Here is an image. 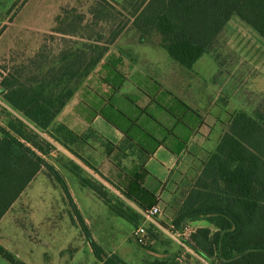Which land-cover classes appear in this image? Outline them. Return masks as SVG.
<instances>
[{
    "label": "rangeland",
    "instance_id": "rangeland-1",
    "mask_svg": "<svg viewBox=\"0 0 264 264\" xmlns=\"http://www.w3.org/2000/svg\"><path fill=\"white\" fill-rule=\"evenodd\" d=\"M133 1L0 0L1 68L27 64L41 50L42 38H49L48 33L55 26L57 16L60 17V22L57 21L60 28H64L74 12L71 8L82 13L80 18H89L93 14L101 19V26L95 29L101 28L106 33L101 35L102 42H109L114 29L121 28L119 36L107 45L111 52L104 60L108 64L99 66V71L94 73L98 78L93 77L80 91L76 97L80 103L76 108L85 109L92 118L96 115V122L105 119L123 135L122 144L112 147L92 131L75 137L57 129L56 125L40 129L5 103L1 96L0 126L17 135L16 126L22 136L33 135L40 142L42 150H36L37 153L64 176L94 239L107 253L117 254L126 264H151L154 261L160 264H212L216 258L207 260L186 244L196 227L214 229L206 218L186 223L180 230L173 231L168 224L175 204L169 203L170 208L162 210L164 217L157 215L160 218L158 225L145 221L142 214L119 195L116 173L123 174L124 164L129 165L135 155L131 153L134 147L127 137H136L139 144L151 143L146 136L154 129L146 126L147 121H158L164 128L167 127L165 118L173 122L172 131L175 128L179 132H189L204 120L206 125H215L210 141L216 144L219 128L228 121L230 114L239 110L249 114L264 110V38L234 15L211 49L191 69H186L169 58L159 44V35L152 34L147 42L138 41L135 29L128 25V11L123 9ZM53 37L43 44L48 59L58 52L59 43L68 42L57 35ZM116 58L124 59L125 63ZM128 63V66H122ZM124 71L129 82L117 93L116 87ZM111 73L112 81L107 80ZM99 77L110 82L109 87L102 86ZM186 82L190 83L188 89ZM101 132L103 135L106 131L101 128ZM201 132L198 131L197 137ZM105 135L110 138L109 133ZM148 145L144 149L147 150ZM140 155L136 154V157L140 159ZM81 178L104 184L113 205L122 207L130 216L120 217L91 189L83 186ZM187 182L184 179L180 188ZM4 209L0 217V245L16 259L25 264H102L94 257L75 224L61 189L47 176L43 166L38 167L36 174ZM139 225L145 228L142 241L134 232ZM0 264L10 263L0 257Z\"/></svg>",
    "mask_w": 264,
    "mask_h": 264
},
{
    "label": "trees",
    "instance_id": "trees-1",
    "mask_svg": "<svg viewBox=\"0 0 264 264\" xmlns=\"http://www.w3.org/2000/svg\"><path fill=\"white\" fill-rule=\"evenodd\" d=\"M71 9L74 12L65 22V26L70 27L60 28L57 16L52 32L75 35L82 40L64 43L51 59L44 54L46 47L42 45L27 64L0 67L2 99L43 130L53 125L79 85L101 62L108 43L120 34L119 27L114 29L109 42H102L101 35L105 32L95 29L101 26V19L93 14L80 18L82 13ZM123 9L128 11V25L135 29L140 43L147 42L152 34L159 35V44L169 58L187 69L211 49L234 15L264 38V0H135ZM76 24L78 28L74 27ZM53 35L49 38H54ZM65 39L62 37V41ZM107 64L108 61L103 65ZM55 127L75 137L81 136L64 125ZM14 130L19 136L0 126L3 133L0 140V217L38 167L43 166L47 176L61 189L72 218L94 257L102 264H126L118 255L107 254L94 239L64 176L37 153L36 150H42L40 142L33 135L22 136L16 126ZM146 173L140 166L129 177L127 185L118 186L122 199L141 210L158 203L154 193L142 186ZM81 183L120 217L130 216L122 207L113 205L104 184L85 178H81ZM187 183L173 196L174 213L168 224L171 230L178 231L186 223L206 218L214 229L202 226L192 230L186 244L193 251L207 260L216 258L212 264H264V110H257L255 114L239 110L231 114L216 148L201 160L197 174ZM134 214L140 218L135 211ZM0 257L10 264H25L2 245Z\"/></svg>",
    "mask_w": 264,
    "mask_h": 264
},
{
    "label": "crops",
    "instance_id": "crops-1",
    "mask_svg": "<svg viewBox=\"0 0 264 264\" xmlns=\"http://www.w3.org/2000/svg\"><path fill=\"white\" fill-rule=\"evenodd\" d=\"M52 29L50 30L48 35L54 34L57 35L58 37H64L68 39L67 41L82 40V38L77 37L75 35H63V34L54 33L52 32ZM46 42H49V40L44 36L42 38L41 43L45 44ZM58 46L61 48L60 43L58 44ZM108 50L109 48L107 49L106 52L107 54L105 53L101 62L83 80V82L79 85V87L74 92L72 97L67 101L64 107L61 109V111L57 114V116L54 119L53 125H59V124L64 125L69 130L73 131L75 134L83 135V136L87 135L92 131L95 132V134L98 135L99 138H103L104 140L119 146L120 144H122L121 141L123 140L122 139L123 135L118 130L112 128L111 125L108 124V122L105 119H102L101 120L102 122L101 121L96 122L98 120L96 119V115H94L95 117L92 118L89 114H87L85 109L76 108L77 105H79L80 103L79 98H76L77 96L80 95L81 93L80 91H83V89L86 88V83L89 82L93 77L98 78L97 76H94V73H97V71H99V66L105 67L103 64L106 62V60L104 59L107 55H109L108 53L111 52V50L109 51ZM118 60L119 58H116V61ZM120 60L121 62H123V64L125 63L124 59H120ZM129 64L130 63L122 66L125 67L128 66ZM125 72L126 71H124L123 74L121 75L120 82L116 87L118 91L117 93H119V90L124 89L126 83L129 82L128 75H126ZM99 78L100 80H102L101 84H103L102 86L105 85L104 86L105 88L109 87L110 85V82H108L107 80L109 79L112 81L114 79L112 77V73L107 78V80H104L102 77ZM185 85L187 89L190 87L187 86L190 85V83L188 82H186ZM209 102L210 101H208V104ZM229 120L230 118L228 119V121L221 124V127L219 128V131L217 133L218 141ZM164 123L166 124L167 127L163 128L162 126L164 124L162 125L158 121L150 120L146 122V126H150L156 132L154 133L153 131V133H150L148 134V136H146L151 142L149 143V145L147 143L139 144L138 142L135 141L136 137L135 138L127 137L128 143L132 144V146L134 147L131 153L135 155L131 160H129L130 161L129 165H126V163L124 164L126 168L123 174H121V172L116 173V176L119 180L118 186L122 188L128 184L129 177L134 172H136L140 168V166L143 167L147 173L146 175H144L142 186L148 191L154 193L158 202L156 205H158L161 213V215L159 214V216L162 217H164V213L162 214L163 208L164 207L165 209L170 208L169 203H172L174 194L181 189L180 188L181 182H183L184 179L190 180L197 174L201 166V160H203L208 155L209 152H212L216 148L218 143L216 142V144H214L210 141L212 139L211 134L215 125L213 126L210 123H208L210 125H206L204 120L200 123V125H198L199 127L197 126L194 129H191L189 132H184V131L179 132L176 131L175 128H173L172 131L173 122L167 121V119L165 118H164ZM160 125L162 126L160 127ZM99 127H101L103 130L106 131L105 134L109 133L110 138L105 137L106 136L105 134L102 135L101 128L99 129ZM163 129H165V131H162ZM199 130H202L203 132H201L200 137H197V133ZM145 145H148L147 150L144 149ZM141 153L144 154L142 157L140 155ZM136 154H139L141 158L138 159V157H136ZM117 168L118 167H116V169ZM125 202L126 204H129L137 211L140 210V208H138L137 205H135L134 203L130 201H125ZM171 210L173 214L174 211L173 209ZM159 216L155 217L154 224L158 225L157 222H159L158 220L160 219L158 218ZM198 227H202V226H198ZM107 254L112 255V253H107Z\"/></svg>",
    "mask_w": 264,
    "mask_h": 264
},
{
    "label": "built area",
    "instance_id": "built-area-1",
    "mask_svg": "<svg viewBox=\"0 0 264 264\" xmlns=\"http://www.w3.org/2000/svg\"><path fill=\"white\" fill-rule=\"evenodd\" d=\"M139 212L142 214L143 216V220L145 221H151L153 223H155V217H157V215H159L160 213V209L158 207V205H153L150 208L146 209V210H139ZM187 229V228H186ZM138 236H139V241H142V238L145 234V228L143 225H139L135 231H134Z\"/></svg>",
    "mask_w": 264,
    "mask_h": 264
}]
</instances>
